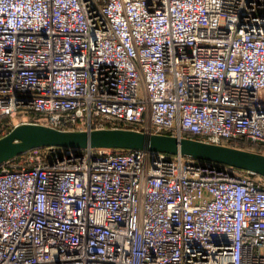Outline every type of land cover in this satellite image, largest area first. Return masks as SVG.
Instances as JSON below:
<instances>
[{"label": "built area", "instance_id": "built-area-1", "mask_svg": "<svg viewBox=\"0 0 264 264\" xmlns=\"http://www.w3.org/2000/svg\"><path fill=\"white\" fill-rule=\"evenodd\" d=\"M2 118L264 147V0H0ZM24 154L0 164V264H264L262 176Z\"/></svg>", "mask_w": 264, "mask_h": 264}, {"label": "water", "instance_id": "water-1", "mask_svg": "<svg viewBox=\"0 0 264 264\" xmlns=\"http://www.w3.org/2000/svg\"><path fill=\"white\" fill-rule=\"evenodd\" d=\"M141 150L180 155L195 161H206L240 169L264 177V154L228 145H215L172 135L145 134L123 128L61 131L36 123H23L0 137V164L38 148Z\"/></svg>", "mask_w": 264, "mask_h": 264}, {"label": "trees", "instance_id": "trees-1", "mask_svg": "<svg viewBox=\"0 0 264 264\" xmlns=\"http://www.w3.org/2000/svg\"><path fill=\"white\" fill-rule=\"evenodd\" d=\"M119 125V124H118ZM0 131H4L5 133H7V132H9L10 131V127H9V123H8V120H7V118H2V119H0ZM186 136H188V137H191V135L189 134V133H186ZM228 145L229 146H232V147H234V148H240V149H244V150H249V151H252V152H259V153H264V147H257V146H255V147H253V146H250V145H247V144H245V143H243V142H238V143H228ZM41 150H44V148L42 149V148H40ZM60 149V148H59ZM27 154H23V155H19V156H16V159H19L20 158V156H26ZM51 154H48V155H46L47 156V159H48V157H51L50 156ZM196 162H198V163H204L203 161H196ZM216 165V164H215ZM216 166H218L219 168H227V169H229L230 167H228V166H224V165H216ZM234 169V168H233ZM235 171H243V170H240V169H234ZM243 172H245V171H243Z\"/></svg>", "mask_w": 264, "mask_h": 264}, {"label": "rangeland", "instance_id": "rangeland-1", "mask_svg": "<svg viewBox=\"0 0 264 264\" xmlns=\"http://www.w3.org/2000/svg\"><path fill=\"white\" fill-rule=\"evenodd\" d=\"M107 150H108V149H107ZM228 171L231 172V173H233V174L244 173L243 171L241 172V171H239V170H238V171H235L233 168H229Z\"/></svg>", "mask_w": 264, "mask_h": 264}]
</instances>
